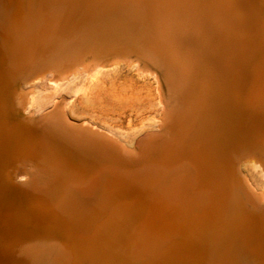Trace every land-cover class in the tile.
Instances as JSON below:
<instances>
[{
	"label": "bare ground",
	"instance_id": "bare-ground-1",
	"mask_svg": "<svg viewBox=\"0 0 264 264\" xmlns=\"http://www.w3.org/2000/svg\"><path fill=\"white\" fill-rule=\"evenodd\" d=\"M221 1L225 7L227 0ZM93 3L27 0V44L58 41L55 28L76 22ZM198 3L166 1L170 25L161 28L159 20V30H149L156 48L140 56L158 73L164 107L159 130L148 131L135 146L87 121H72L61 104L24 116L14 106L18 88L13 97L0 98V151L10 161L4 175L0 167V264H244L243 244L253 234L262 238L264 251V191L237 167L229 178L226 170L232 145L264 134V0L250 1L245 29L238 23L227 29L228 37L222 7L208 8L201 22ZM183 25L190 35L179 42L181 59L175 60L169 53ZM72 39L65 38L62 47L77 40ZM78 57L63 58L60 66L72 65L66 75L114 63ZM18 154L48 168L50 183H36L37 190L21 183ZM73 191L81 195L69 198Z\"/></svg>",
	"mask_w": 264,
	"mask_h": 264
},
{
	"label": "rangeland",
	"instance_id": "rangeland-1",
	"mask_svg": "<svg viewBox=\"0 0 264 264\" xmlns=\"http://www.w3.org/2000/svg\"><path fill=\"white\" fill-rule=\"evenodd\" d=\"M166 1L168 0H93V8L91 10H89L88 8V11H84L83 14L80 13L81 17L76 20V22L72 20L68 26H65L63 28H55L56 32L54 33V35L55 37L58 35L55 40L58 41H53L50 46L47 44H40L41 42L38 41L36 43L32 42L31 44H27L28 36L26 37V33L28 32V30H26L23 26L25 21L24 19L27 16V14H24V5L25 3H27V0H0V6L2 7V9L0 7V13L3 14V17L2 14H0V98L3 99L4 96L13 97V91L18 88V102H14V106L21 111L24 110V113L21 112V114H23L24 116H26V113L28 117L39 116L42 113H45V111H50L55 108L56 104H61L62 110H65L64 113L66 112L65 114L70 119H72V121L74 120L79 123L87 121L89 122V124L101 128L100 130L104 132L108 131L112 133L119 140H121L122 143L131 147L135 146L138 140L145 133H147L148 131L150 132V130L152 132H156L160 128L159 123H161V120L159 119H161L160 116L164 104H162V98L160 95V82H158L159 78L156 77L158 76V73L147 61L145 62V60L141 56H143L147 52H153L155 50V43L152 41V33L150 32H153L155 29H157L156 27H158L159 25V20H163L161 28L170 25L169 22L167 23V20H169L168 17H170V8L167 4H165ZM229 1L227 0L226 6L224 7L221 0H197V2H199L198 7L200 8H197V13L195 12V14H198L200 16L201 22H203L202 16L205 17L211 7H222L223 21L225 20L224 22L222 21L223 30L227 37L231 36V32L228 31H232L233 28L236 29L241 27L238 23H243L241 28L245 29V22H247V19L249 18L248 13L250 12L251 0ZM238 1H240L242 4ZM235 3L237 4L235 5ZM11 8H13L12 11ZM200 11H202L201 14ZM22 13L24 15H22ZM241 14H243V16ZM126 16L128 20L126 19ZM182 16L185 15L182 14ZM235 17L236 19H234ZM5 18H7V20ZM154 18L155 20H153ZM2 19H5V21L3 20L2 22ZM21 23L22 26H20ZM94 26L96 28H94ZM19 27L23 30L19 29ZM170 27L171 26H169L168 28ZM3 28L6 29L4 30ZM89 28H91V30H94L91 31L89 30ZM159 28L160 25L158 27V30ZM179 29L180 30L178 31L177 35L178 42L169 53L170 56H175V60L181 59V57H179L177 53V47L180 45L179 42H186L190 35L189 31L186 27H184V25ZM75 30L77 34L76 32H74ZM85 30L87 31V33L85 32ZM90 31L91 35L88 33ZM73 34L74 36L71 37ZM61 35L63 36L61 37ZM75 35L77 36L75 37ZM97 36H99V39H97ZM68 37L69 39H77V42L74 41L70 45V47L63 48L62 44L65 38L67 39ZM91 37H94L97 40L92 42V44L87 45V42H85V40ZM74 39H72L71 41H73ZM54 43H56L55 46ZM81 45L83 47H81ZM73 46L76 48H74ZM46 47H48L49 49H46ZM24 48H26V50ZM152 48L154 49L153 51ZM147 49L149 51H147ZM38 52L40 53V55ZM53 53L56 55H54ZM46 54H48V59L46 58ZM69 54H74L76 57L79 56L78 60L80 62L82 60L85 61L88 58L97 57L100 58L102 62L110 61V59L112 58L114 59V63L102 66H100V64H97L98 66H94L95 68L92 70H90L91 67H88V70L84 69L80 72L78 71L79 73L76 72L74 74H72V71L69 72L71 73L70 75H66L68 74V68H70L72 65H69L70 67L68 66V68H66V66L63 67V65L60 66V63L62 62L63 58ZM116 56L121 57L119 58V60H121L122 62L118 61V58ZM19 59L22 61V63ZM133 60H136L137 63L136 61L133 62ZM43 61L45 62V64H43ZM76 64L80 65V63ZM145 69L147 70L145 71ZM151 70L155 72L153 73ZM65 75L69 76L70 78H67ZM56 76L58 78L60 77L61 79H58ZM62 77H66V80L62 79ZM21 103L23 104L21 105ZM62 103L66 104V107ZM28 112L30 115H32H28ZM257 136L258 138H254L252 141L241 142L239 144L232 145L231 149L228 150L229 162L227 164L226 170L228 172L227 175L229 178V171H234L237 167L241 175L242 173L243 176L244 174H246L247 177H249V180L257 189L264 191V134L259 133ZM259 144L260 146H263L260 147ZM252 150L256 153H259L256 154ZM253 154H255L256 157ZM248 155H250L249 159L247 157ZM18 156L15 161V166L17 169L16 175L19 181L21 179V183L28 184L30 186L32 185V190L38 189V187H36V183H50L51 176L49 175L48 168H44L42 166L40 167V165L38 166L35 160L23 157L20 154H18ZM236 156L241 159L238 166H236ZM252 156L254 159L251 158ZM6 159H8V157L7 155H5V152L0 151V167L2 175L5 174L6 169L10 165L9 159L7 161ZM76 193L78 192L73 191L72 193H69L68 197L71 198L70 195ZM78 194L79 196L81 195V193ZM263 201L262 204H264ZM220 214L221 212L219 213V215ZM219 215L217 216V218L219 217ZM65 219L66 217H63L62 224L66 221ZM247 240L248 241L243 244L242 248V260L244 261V264H261L262 262V264H264V251L262 250V252L261 249H259L263 245L262 238H260V236L257 234H253L250 235ZM254 246H256L255 249Z\"/></svg>",
	"mask_w": 264,
	"mask_h": 264
}]
</instances>
